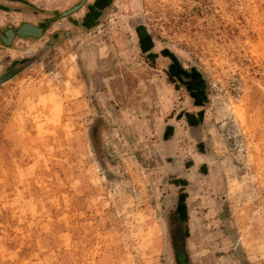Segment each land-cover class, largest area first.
<instances>
[{
    "label": "rangeland",
    "instance_id": "1",
    "mask_svg": "<svg viewBox=\"0 0 264 264\" xmlns=\"http://www.w3.org/2000/svg\"><path fill=\"white\" fill-rule=\"evenodd\" d=\"M79 1L0 0V28ZM113 2L0 44V75L27 64L0 84V264H264V0Z\"/></svg>",
    "mask_w": 264,
    "mask_h": 264
},
{
    "label": "flooded vegetation",
    "instance_id": "2",
    "mask_svg": "<svg viewBox=\"0 0 264 264\" xmlns=\"http://www.w3.org/2000/svg\"><path fill=\"white\" fill-rule=\"evenodd\" d=\"M113 1L114 0H86L76 13H79L82 10V13L85 15V17H87L86 20L88 22L91 16L93 18L99 17L101 21H104L110 10H112V6L114 4ZM136 32L139 44L145 55L149 58H153L154 60L162 61L166 66V74L168 75L169 79L174 84L179 85V88L183 91L184 97L182 102H191L192 105L200 107L206 97L207 87L200 78L199 73L196 71H191L182 64H179L177 59L172 54L156 51L154 45L147 44L145 42V38L142 39V37L139 36L140 29L139 31L136 30ZM189 118L191 117L189 116ZM174 215L175 217H178L177 212L174 213Z\"/></svg>",
    "mask_w": 264,
    "mask_h": 264
},
{
    "label": "water",
    "instance_id": "3",
    "mask_svg": "<svg viewBox=\"0 0 264 264\" xmlns=\"http://www.w3.org/2000/svg\"><path fill=\"white\" fill-rule=\"evenodd\" d=\"M86 0H80L79 3H77L72 8L60 12L59 14L45 19V24L42 25H34L31 23H21L19 26L14 25H8L4 28H0V44L4 46H10L12 44V41L15 37H18L19 39L26 40V39H34L37 40L43 33L46 32L47 26L50 22L56 21L58 19H65L69 18L71 15L76 13L80 7L85 3ZM26 65L17 67L15 69L8 70L4 74L0 75V84L4 81L8 80L9 78L13 77L14 75L21 72V70L26 67Z\"/></svg>",
    "mask_w": 264,
    "mask_h": 264
}]
</instances>
